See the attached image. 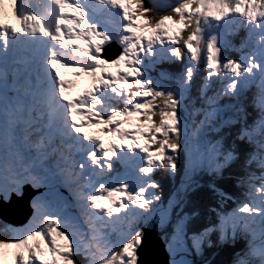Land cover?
Returning a JSON list of instances; mask_svg holds the SVG:
<instances>
[{"label": "snow or ice", "instance_id": "1", "mask_svg": "<svg viewBox=\"0 0 264 264\" xmlns=\"http://www.w3.org/2000/svg\"><path fill=\"white\" fill-rule=\"evenodd\" d=\"M24 206L0 264H264V0H0Z\"/></svg>", "mask_w": 264, "mask_h": 264}, {"label": "water", "instance_id": "2", "mask_svg": "<svg viewBox=\"0 0 264 264\" xmlns=\"http://www.w3.org/2000/svg\"><path fill=\"white\" fill-rule=\"evenodd\" d=\"M24 208H27V206H24V207L19 208V209H17V208L14 207V208H12V209L9 210L10 212H15L17 214H20L21 213L23 215V217L21 219L17 218L18 220L10 221V220H8L9 218L6 217V214L5 213H2V214H0V220L1 221H4V222H7L8 224L13 225L15 227L16 226H22L24 223L27 222V219L26 218L28 217V213H29L28 208L25 211V213H22V211H23ZM153 241H154V243L156 245H153L152 242H151V246L155 250H157V254H154L151 257V259L156 260V261H162L164 259V257H165V253L163 251L162 241H159L158 239H155V238L153 239Z\"/></svg>", "mask_w": 264, "mask_h": 264}, {"label": "rangeland", "instance_id": "3", "mask_svg": "<svg viewBox=\"0 0 264 264\" xmlns=\"http://www.w3.org/2000/svg\"><path fill=\"white\" fill-rule=\"evenodd\" d=\"M4 22L5 23H12V24H15L16 23V21L12 18V16H11V14H10V12L7 14V16H6V18H5V20H4ZM109 55H111V53H109ZM70 79H75L74 78V76L73 75H69L68 76ZM80 85V89L79 90H81L82 88H83V81H81V83L79 84ZM83 85V86H82ZM9 213H11L9 210L6 212V214L7 215H9L10 216V214ZM8 220H10V221H14V220H18L17 218L16 219H8ZM3 225H5L7 228L9 227V226H12V225H10V224H8L7 222H4V221H0ZM18 227H22V226H18ZM6 228V229H7ZM6 229L4 230V232H2V233H4V237H7V236H9L10 235V232H8V231H6ZM1 234V233H0Z\"/></svg>", "mask_w": 264, "mask_h": 264}, {"label": "bare ground", "instance_id": "4", "mask_svg": "<svg viewBox=\"0 0 264 264\" xmlns=\"http://www.w3.org/2000/svg\"><path fill=\"white\" fill-rule=\"evenodd\" d=\"M61 72H62V74L65 76L66 79H70L68 76H69V75H73V73H72L71 71L65 72V70L61 69ZM78 84H79V83H78ZM26 210H27V208H24L23 211H22V213H25ZM5 214H6V213H5ZM9 214H10V216L6 214V217H7V218H10V219H16V218L21 219V218L23 217V215H22L21 213H20V214H17V213H15V212H11V213H9ZM152 244H153V245H156V244L154 243V241H152ZM155 254H157V250H155Z\"/></svg>", "mask_w": 264, "mask_h": 264}, {"label": "trees", "instance_id": "5", "mask_svg": "<svg viewBox=\"0 0 264 264\" xmlns=\"http://www.w3.org/2000/svg\"><path fill=\"white\" fill-rule=\"evenodd\" d=\"M157 179H160L161 180V183L164 185V189H165V194H167L168 190H169V187H170V182L167 178H162V177H157ZM7 227L5 225H3L1 222H0V237H4V230L6 229ZM2 231V232H1ZM221 259H226V257H221Z\"/></svg>", "mask_w": 264, "mask_h": 264}]
</instances>
